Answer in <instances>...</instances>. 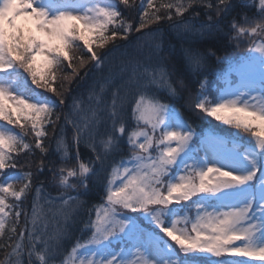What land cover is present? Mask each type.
Wrapping results in <instances>:
<instances>
[{
  "label": "snow or ice",
  "instance_id": "1",
  "mask_svg": "<svg viewBox=\"0 0 264 264\" xmlns=\"http://www.w3.org/2000/svg\"><path fill=\"white\" fill-rule=\"evenodd\" d=\"M120 4L132 7L129 0H0V120L13 126L0 125V251L5 257L0 264H25V255L27 264H33V257L50 264L61 254L68 222L76 223L73 213L87 203L82 197L100 189L101 203L82 221L81 232L90 235L77 237L62 264H231L225 256L264 262V0H216L215 5L211 0H168L159 7L154 0H146L144 7L142 0L135 25L125 19ZM193 5L205 9L206 21L199 27L183 19ZM234 12L243 22L233 16L225 35L238 41L237 47L247 37L248 52L229 60V71L219 77L222 86L198 80L188 104L236 131L213 127L197 134L159 98L161 92L169 97L179 92L161 55V32L150 26L167 21L183 38L205 36L222 31L220 20ZM132 33L140 34L135 44ZM117 41L124 42L123 51ZM183 54L187 69L199 75L206 54L191 46ZM60 73L63 83L57 88ZM86 77H91L86 94L71 95L66 103L69 86ZM35 89L53 93L67 110L57 112L55 101ZM66 125L72 127L71 144ZM125 140L127 158L122 155ZM81 143L92 153L88 159L79 152ZM36 150L38 161L32 159ZM51 155L62 162L54 171L60 189L55 197L45 195L44 182L31 170L33 163L37 173L52 170L56 161L46 162ZM34 182L40 187L35 188L29 228L21 204ZM41 199L51 206L52 219L62 218L64 226L46 231L47 219L38 210ZM192 210L194 222L188 216ZM180 211L183 219H172ZM129 212L143 213L153 227H140ZM181 223L185 227H177Z\"/></svg>",
  "mask_w": 264,
  "mask_h": 264
},
{
  "label": "trees",
  "instance_id": "2",
  "mask_svg": "<svg viewBox=\"0 0 264 264\" xmlns=\"http://www.w3.org/2000/svg\"><path fill=\"white\" fill-rule=\"evenodd\" d=\"M162 2H168V0H157L155 5L159 7L160 3ZM186 2V0H185ZM142 3V0H129V4L132 5V7L128 8L125 7L123 4L118 5L120 11L122 12L125 19L130 20L133 22V24H138L139 22V16L140 13L143 11V7H140ZM211 3L215 5L216 0H211ZM144 7H146L145 1H143ZM255 9H252L249 12V15L254 12ZM163 10H161L162 14ZM173 15H175L174 9L172 10ZM205 9L202 6L199 5H193L192 8H190L185 14L183 19L185 21L191 22L196 27H199V25L202 22L206 21V17L204 15ZM194 13H199L198 16L194 15ZM214 19H216V12L215 8L211 10L210 13ZM233 16H235L236 20L239 22L241 21V16L237 15L235 12L229 15L227 18H223L220 20V28L222 31L214 32L211 35H205V36H199L198 34L189 37V38H183L182 35H178L173 29L170 27V24L167 21H162L160 25H151V30H156L159 28L161 32V55L164 57L165 62L167 64L168 70L171 74V81L173 85L176 87L177 91L179 92L178 97H169L167 93L161 92L159 94V98L161 99L162 103L168 104L171 107L178 110L180 115L192 126L195 132L206 129L207 123H209L208 120H206L203 116L195 113L193 109L189 108L187 106V101L189 94L192 95L195 94V92L199 88L198 80L201 79H207L211 87L215 88L217 86H221L222 82L219 80V77L224 75L229 71V61L227 60L229 56H231L235 50L234 42L233 40H229L228 35H225L226 32H229V25L232 21ZM149 29H145L144 31H148ZM140 35L139 33H132V39L131 42L135 44L136 42V36ZM123 41H117V46L119 47L120 51H123V47H120V45H123ZM193 47L197 50H199L202 53H205L207 56V61L205 67L201 70L200 74H194L191 73L186 66V62L184 59L183 54V48L187 47ZM248 50V46L245 50ZM98 51H104L98 49ZM210 53H215V55H211ZM75 55H79L80 53L78 51L74 50ZM219 57L220 59H217ZM66 67V65H65ZM83 71H81V76H83ZM62 73L58 74L57 81L55 86L57 88L60 87V84L63 83L62 79ZM60 77V78H59ZM233 77V74L232 76ZM230 77V78H231ZM184 81V87H181L179 81ZM79 85H73L70 89L71 94L68 92L64 93L66 103H71V95H78L81 92H84L86 94L87 88L89 84L91 83V77H86L85 80L75 82ZM30 86V84L28 83ZM39 93L43 96H47L58 105L57 112H63L67 109L59 105V100L57 97L52 94L51 92L44 91L43 89H39ZM130 115V111H129ZM63 123V117H61V120L57 122V129H59V125ZM227 126V125H226ZM224 126V127H226ZM103 131V127L101 128ZM20 132V130H18ZM30 131V129H29ZM49 135L51 137L52 135V128L51 126L48 127ZM65 135L67 137L68 142L71 144L72 142V136L73 131L71 125L65 126ZM26 141H31L30 136L25 137ZM49 141L46 140L45 143H48ZM123 147V153L122 155L127 158L130 154L128 151V146L125 142L122 144ZM52 148H55L54 142L52 143ZM79 152L81 156L84 159H88L92 153L90 152L89 148H87L83 143L79 145ZM73 159L71 162L68 163L67 166H72V163H74V157H75V149L72 151ZM40 153L39 150L35 151V155L32 159L39 160ZM26 156L25 154L21 153L19 156L20 163L23 164L25 162ZM48 159H53L56 161L55 166L52 170H49L48 167L44 168V171L42 173H37V170L35 168V164L33 163L32 171L35 175V179L38 181H43V187L45 195L50 193L51 196L55 197L57 193L60 191L58 187V177L54 176V171L62 166V162L60 161L59 157L57 155H51L46 158V162ZM117 160H119V156L117 157ZM27 170V168H25ZM16 170H9L10 174L15 172ZM72 182H75L73 179ZM40 187L39 183L34 182L33 184V190L28 193L26 200L21 204V208L24 209L28 213V222L27 227H32L31 224V212H32V201L34 197L36 196L35 188ZM72 195H75V193H71ZM103 194V190L100 189L99 192L93 191L88 197H82L83 200H86L87 203L77 209L76 212L73 213V217L76 220L75 224H72L71 221L68 222V236L64 237L60 241L61 245V254H57L54 257L51 258L50 264H61L64 256L67 254L68 251H70L71 247L74 246L77 237H80L81 239L86 238L88 235H90V232H81V229L83 228L82 221L88 220V212L93 207V205H97L101 202V196ZM194 198V197H193ZM192 198V199H193ZM9 203H18L14 200L9 199ZM51 206L46 203L45 200L41 199L39 201V211H41L44 214V217L47 219L48 222V228L46 231L51 233L55 228L61 227L65 225V222L62 218H59L58 220H53L51 217V213L48 211V209ZM194 214V210L188 212L189 216H192ZM93 218H94V212H93ZM14 219V216H13ZM20 226H24L25 216L22 214L20 217ZM11 227V221L9 222L7 228ZM40 227H43V221L40 224ZM3 239V238H0ZM167 240V239H166ZM26 242V241H25ZM171 242V241H170ZM37 247H42L41 245H37ZM177 251H179L177 249ZM183 256V254H180ZM4 254L2 251H0V261L4 260ZM28 257L25 255L24 260L25 264H27ZM33 264H39V261L33 257Z\"/></svg>",
  "mask_w": 264,
  "mask_h": 264
},
{
  "label": "rangeland",
  "instance_id": "3",
  "mask_svg": "<svg viewBox=\"0 0 264 264\" xmlns=\"http://www.w3.org/2000/svg\"><path fill=\"white\" fill-rule=\"evenodd\" d=\"M140 1H141V0H140ZM143 1H145V3H146V0H143ZM154 1H156V0H154ZM239 22L242 23V22H243L242 19H241V21H239ZM233 42H234L235 50H234L233 54H232L231 56L228 57V59H227L228 61H229L231 58H239V57H241L242 55H245V50H246V48H247V46H248V43H249L247 37L242 38V39L239 41V44H240L239 47H237V43H238V41L233 40ZM25 75H26V74H25ZM59 78H60V77H59ZM27 83L30 84V87L35 88V86L31 84V80H30V79H28ZM73 85H79V84H78V83H75V81H74L73 84L70 85L69 87L71 88ZM35 90H36L37 92H39V89H35ZM52 94H53V93H52ZM193 95H194V94H193ZM51 100H52V99H51ZM187 106L189 107L188 101H187ZM189 108L193 109V111H194L195 113H197V114L203 116L206 120L209 121V123H207V126H208V127H207V130H209V129L215 127L217 130H219V129H221V128H227L229 131H232V132L236 131L235 129L230 128L229 126L223 125L221 122L216 121L213 117L207 116V115L204 114V113H198V112H197L196 110H194V108H192V107H189ZM0 125H6V122L0 120ZM6 126L9 127V128H12V127H13L12 125H6ZM224 126H226V127H224ZM18 130H20V128H19L18 126H16V127L14 128V131L19 132ZM241 135L243 136L244 134L241 133ZM129 155H130V154H129ZM129 155H128V156H129ZM193 199H195V197H194ZM100 203H101V202H100ZM175 207L179 208V205H175ZM128 215H131V216H133V217H138V219H137V224H138L140 227H142V228H145V229H151V228L153 227V226L149 223L148 220H145V219L143 218V213H140V212H135V213H133V212H129ZM184 215H185L184 211H180V212L178 213V216H177V217H173L172 219H181V220H182L183 217H184ZM188 216H189V215H188ZM189 219L192 220V221L194 222V219H195V211H194V214H193L192 216H189ZM9 222H10V221H9ZM7 226H8V225H7ZM177 227H181V228H182V227H185V224H183V223L178 224ZM186 227H187L188 231L190 232V231H191V223H188V224L186 225ZM156 231L158 232L159 230L156 229ZM160 235L163 236V233H160ZM164 238H165V240L167 239V241H168L169 244H172V245L175 247L173 241H171V240H170L169 238H167V237H164ZM170 241H171V242H170ZM236 243L239 244L240 242L237 241ZM227 257H229V258L227 259L228 261L230 260V261L238 262L239 259H243V260H249V261H250V264L253 263V261H254V259L249 258V257H238V256H227ZM258 261H259V260H258ZM61 264H62V263H61ZM231 264H235V263H231Z\"/></svg>",
  "mask_w": 264,
  "mask_h": 264
}]
</instances>
